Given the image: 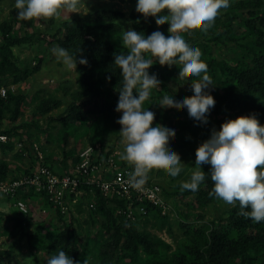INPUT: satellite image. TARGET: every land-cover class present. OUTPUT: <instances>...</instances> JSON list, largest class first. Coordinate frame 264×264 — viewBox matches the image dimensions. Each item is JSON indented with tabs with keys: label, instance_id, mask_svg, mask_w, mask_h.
<instances>
[{
	"label": "trees",
	"instance_id": "trees-1",
	"mask_svg": "<svg viewBox=\"0 0 264 264\" xmlns=\"http://www.w3.org/2000/svg\"><path fill=\"white\" fill-rule=\"evenodd\" d=\"M131 1L134 7L130 19L134 30L143 33L145 37L154 31L163 33L164 25L157 26L154 17L145 19L135 10L137 0ZM240 9L239 13L230 11L221 28L213 31L210 37L214 45L219 46L223 51L227 49L233 53L202 60L207 64L206 74L210 76L214 85L207 90L215 99V106L207 117L210 119L204 124L189 117L178 130L171 128L176 135L169 144L175 148L189 144L190 140L183 137L192 135L196 129L219 131L222 123L238 116L254 115L260 124L264 125V0L241 4ZM124 15L125 13L118 9L98 8L85 17H74L63 21L53 33L37 31L29 37L11 36L12 25L10 22H3L0 26L2 35L0 86H8L9 81L22 82L41 70V61L35 65L20 67L8 58L7 54L13 55V47L40 40L50 47L58 44L67 49L74 58L77 57L78 61L86 59L88 63L87 65L77 63L76 92L64 112L55 118L50 117L51 120L67 128L70 122L86 123L93 118L99 120L115 115L123 79L120 69L114 64V57L119 53H127V49L116 46L122 29L119 19ZM54 19H49L50 24ZM235 25L243 29L244 35L237 34ZM196 33V31L185 33V40L191 47L204 43L199 40ZM180 67V65H173L171 68L162 67L159 63H155L148 71L150 74H155L159 80L171 81L178 86L200 79V77L180 79ZM25 101L26 94L14 93L8 88L6 97L0 96V134L5 133L10 138L8 143L0 142V148L4 153L14 149L15 140L20 139L27 145L31 140L27 134L16 133L14 127H3L5 120L18 122L21 119ZM61 105V99L47 97L37 105L32 117L40 119L50 115ZM214 117H217V120L213 119ZM156 125L154 121L153 126ZM103 139L101 137L98 140ZM64 143L67 144V138L64 139ZM113 150V147L110 148L108 153H112ZM63 152L64 163L70 157V152L65 147ZM4 174L0 173V180H5L2 178ZM151 181L153 179L149 172L147 183ZM157 184L175 198L180 227L192 230L195 234L198 231L196 221L203 217L202 211L219 199L210 195L213 188L210 176L200 184L197 191H181L179 185L168 190L164 184ZM92 194H96L98 199V203L91 210V218L96 230L84 236L75 226L74 219L71 218L68 222L62 221L61 231L48 234L47 245L31 246L34 264H46L47 259L57 255L59 251H64L78 264H83L85 258L88 259V264H169L165 260L156 259L160 255V250L167 246L165 241L146 230L144 226L132 222L125 214L117 212V209L124 211L127 208L124 199L104 196L98 190ZM29 195L26 193L20 197L25 199ZM148 210V215L156 212L162 216L157 207L149 206ZM240 211L237 202L235 206L232 205L213 219L211 229L202 244L192 240L182 242L180 252L174 256L173 264H264V221L257 223L240 215ZM57 212L63 216L59 210ZM18 213L24 217L16 215L10 217L0 211L3 218L12 219L9 229L21 226L24 230L26 225L34 223L29 216L30 213L26 215L19 211ZM165 218L163 217L164 220ZM166 224L169 223L163 221L159 228H164ZM25 236L29 240L41 238L38 233L28 234L26 231L21 237ZM82 240H86L89 246H86ZM90 246L96 248L94 254H92L94 247L90 250ZM7 254L10 258H14L12 252ZM143 257L152 260H141ZM13 263L21 264L17 260Z\"/></svg>",
	"mask_w": 264,
	"mask_h": 264
},
{
	"label": "rangeland",
	"instance_id": "rangeland-1",
	"mask_svg": "<svg viewBox=\"0 0 264 264\" xmlns=\"http://www.w3.org/2000/svg\"><path fill=\"white\" fill-rule=\"evenodd\" d=\"M251 1L253 0H229L230 6L227 9L220 10V14L206 32L196 30V35L199 40H202L204 43L192 47L201 50V60H209L219 55L223 57V55L233 53L227 49L223 51L219 46L214 45V43L210 41V37L213 31H217L221 28V24L225 22L230 11L239 13V10H241L240 5ZM103 7L118 9L125 13V15L119 19L122 29L116 43L117 47L123 48L121 42L124 31L130 28L134 30L130 19V13L134 7V3L131 0H81L79 13H72L70 16L67 13H62L58 19H54L52 24H50L49 20H18L15 0H0V26L3 22H10L12 25V30L10 32L11 36L29 37L32 33L37 31L53 33L63 21L70 20L74 17H85L92 11ZM168 27V24H164L163 34L165 36L169 35ZM234 28L238 35H244L243 29L239 25H235ZM181 35L185 39V33H181ZM62 36H64V33H62ZM1 43L2 35L0 29V44ZM56 46L59 45L56 44L50 47L44 41L40 40L38 42H28L15 46L12 49L13 55L7 54L8 58L20 67L30 64L35 65L38 61H41V70L22 82L13 83L9 81L6 87L14 93L26 94V101L23 105L21 119L18 122H6L5 120L3 122V127H14L16 128V133L20 135L27 134L31 140L38 142L47 158V162L56 172H64L74 167L78 153L89 146H98L107 152L113 147V153L116 154L117 161L122 164L127 163L120 159V154L124 151V145L121 143V135L119 133L121 126L116 123L122 113L117 112L115 115L109 116L106 119L98 120V118H93V120L86 123L70 122L67 128H63L59 122L51 120L50 117L55 118L64 112L76 92L78 80L77 69L76 71L69 70L62 60H58L51 51ZM152 59L154 60V64L157 63L155 58ZM1 60L2 56L0 55V61ZM160 81L161 84L159 88L151 90L150 98L144 102V108L155 113L154 121L157 125H163L169 129L173 128L178 130L184 121L189 118L187 111L174 108H161L158 103L165 95H171L177 101L193 95L192 82L178 86L171 81ZM47 97L61 99V107L54 110L50 115L43 116L40 119L32 117L37 105ZM213 119L217 120V117ZM211 133L212 131L199 128L196 129L192 135L183 137L186 140H190L189 144L180 148H175L173 145L169 144L170 149L180 155L181 162L183 163L182 171L177 177H171L164 170L154 169L150 171V176L153 181L155 183L164 184L168 190H172L178 185L181 186L182 182L190 181L191 174L195 170L196 148L201 143L208 140ZM101 137L104 139L102 141L98 140ZM65 138H67V144L64 143ZM64 147L70 152V157L67 162L63 163L62 160L65 157L63 152ZM34 166L35 162L33 158L22 157L15 149L4 153L0 148V173H5L4 177H2L3 179L18 178L22 176L27 169H32ZM201 168L206 174L210 173V165L204 164L201 165ZM209 176L210 175H208V177ZM161 192L162 200L165 204L171 206L170 210L166 211L165 214L160 212L162 216L153 212L143 218L136 212V223L141 227L144 226L146 230H149L152 234L161 237L165 241L167 246L160 250V255L156 259H162L169 264H173L174 256L180 252V244L187 240L202 244L211 229V222L213 219L223 214L232 205H228L218 199L216 202L206 207L202 211L203 217L196 221L198 231L195 234L192 230L182 229L180 227L177 214L178 207L175 198L168 194L162 187ZM29 194L30 195L25 198V201L30 207L29 216L34 220V223L26 225V229L24 230L21 226L11 229L8 228L9 226L11 227L12 224V219L10 217L15 215L18 217L24 216L19 215L14 206V201L0 198V203H6V207L9 210L6 214L10 216L9 219L3 218L0 215V264H14L13 261L15 260L19 261L21 264H34L35 259L32 256L31 246L38 247L47 245L48 234L61 231L63 227L62 221L68 222L71 218L74 219L75 226L84 236L96 230V225H94L91 218V210L93 209L90 207V203H98L96 194L86 192L83 196L79 197L77 204L73 205L68 212L61 213L63 216H60L57 212L58 209L52 207L41 194L30 191ZM181 207L182 206H179V208ZM118 210L119 209H117V212ZM163 217H166L165 220ZM163 221L169 224H166L164 228L160 229L159 225ZM5 227L8 229H4ZM25 231L28 234L38 233L41 235V238L29 240L27 236L21 237ZM164 231H166V233ZM82 242L86 246H89L86 240H82ZM91 247L93 248L94 246H90V250L92 249ZM94 249L96 248L94 247L92 249V254H94ZM8 252H12L14 258H10L7 254ZM9 260L11 262H9ZM141 260L146 261L152 259L143 257Z\"/></svg>",
	"mask_w": 264,
	"mask_h": 264
},
{
	"label": "clouds",
	"instance_id": "clouds-1",
	"mask_svg": "<svg viewBox=\"0 0 264 264\" xmlns=\"http://www.w3.org/2000/svg\"><path fill=\"white\" fill-rule=\"evenodd\" d=\"M80 5L81 0H15L17 19L21 21L58 19L62 13L70 16L79 13ZM229 6V0H137L136 12L145 19L154 17L157 26L168 24L169 35L154 31L145 37L130 28L124 31L121 42L127 53L114 57L123 79L115 109L122 113L116 121L121 126L119 133L124 145L120 159L133 169L128 174L132 188L141 189L154 169L177 177L183 167L180 155L169 147L175 131L163 125L153 126L155 113L144 108L151 90L161 84L155 74H149L154 64L152 58L162 67L180 65V79L200 77L192 82L193 95L180 101L165 95L158 105L186 110L190 118L207 124L215 99L205 90L214 85L206 74L207 64L201 60V50L191 47L181 33L206 32L220 10ZM51 51L69 70L76 71L77 63H88L86 59L78 61L60 46ZM195 157V170L190 181L181 183V191H197L210 175L213 182L210 195L228 205L235 206L238 202L240 215L257 223L264 221V125L254 115L229 119L221 124L219 131L213 129L210 138L196 148ZM204 164L211 166L210 173L202 170ZM46 264L78 262L59 251L48 258ZM83 264H88L87 258Z\"/></svg>",
	"mask_w": 264,
	"mask_h": 264
},
{
	"label": "built area",
	"instance_id": "built-area-1",
	"mask_svg": "<svg viewBox=\"0 0 264 264\" xmlns=\"http://www.w3.org/2000/svg\"><path fill=\"white\" fill-rule=\"evenodd\" d=\"M6 95L7 87L0 86V96ZM9 141L7 134H0V142ZM14 149L23 157L33 158L35 166L18 178L0 180V198L13 199L14 206L23 215L30 213V207L20 195L29 191L41 194L61 213L68 212L86 192L95 193L96 190L104 196L124 199L127 208L119 209L118 213L125 214L133 222H136L137 213L141 218L146 217L149 206L157 207L162 214L170 210L171 206L162 200L160 185L151 181L141 189L132 188L128 183L132 167L118 162L115 153H108L98 146L82 149L75 166L64 172L53 170L36 141L30 140L27 145L20 139L15 140ZM90 207L94 208L95 203H90Z\"/></svg>",
	"mask_w": 264,
	"mask_h": 264
},
{
	"label": "crops",
	"instance_id": "crops-1",
	"mask_svg": "<svg viewBox=\"0 0 264 264\" xmlns=\"http://www.w3.org/2000/svg\"><path fill=\"white\" fill-rule=\"evenodd\" d=\"M6 203H0V210L1 212L8 213V208L6 207Z\"/></svg>",
	"mask_w": 264,
	"mask_h": 264
}]
</instances>
